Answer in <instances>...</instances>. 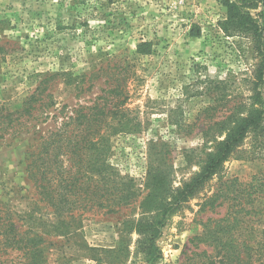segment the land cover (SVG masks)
Masks as SVG:
<instances>
[{
	"label": "rangeland",
	"instance_id": "obj_1",
	"mask_svg": "<svg viewBox=\"0 0 264 264\" xmlns=\"http://www.w3.org/2000/svg\"><path fill=\"white\" fill-rule=\"evenodd\" d=\"M225 1L235 0H0V108L18 111L42 89L32 117L20 116L16 135L8 128L0 141V264L26 263L12 249L11 230L43 238L39 264H187L200 222L226 211L200 209L204 198L225 180L244 183L261 172L262 162L249 156L251 136L167 220L154 261L136 253L140 238L127 223L139 218L148 170L160 169L179 188L199 170L206 136H218L215 124L248 97L258 59L249 39L220 32ZM144 43L148 54L138 53ZM84 107L127 121L111 138L105 172L130 181L136 198L116 212L85 209L68 219L39 197L27 164L39 138L73 131L70 119Z\"/></svg>",
	"mask_w": 264,
	"mask_h": 264
},
{
	"label": "trees",
	"instance_id": "obj_2",
	"mask_svg": "<svg viewBox=\"0 0 264 264\" xmlns=\"http://www.w3.org/2000/svg\"><path fill=\"white\" fill-rule=\"evenodd\" d=\"M223 7L225 14L218 23L222 35L249 39L252 53L258 59L252 81H249V94L215 124L218 136H206L202 149L205 159L187 182L171 189L163 171L148 170L144 182L147 193L136 205L140 210L139 218L127 223L140 238L136 253L142 254L147 261L157 258L155 240L167 220L202 192L243 141L251 136L254 144L249 156L262 162L261 172L244 183L237 179L225 180L223 188L204 198L200 209L225 205L226 211L220 219L200 222L202 230L193 237L194 249H188L186 260L187 264H264V93L261 87L264 78V0L225 1ZM149 47L150 44H140L138 53L148 54ZM41 92L40 84L18 111L0 108V141L5 139L8 128L13 129L11 137L16 135L12 124H19L20 116L32 117ZM104 108H81L75 118L70 119L69 126L73 131L69 133L60 128L39 138L30 153L28 177L39 197L58 215L66 213L68 219L85 209L116 212L115 209L130 206L136 198V190L130 181L126 185L117 183L105 172L111 138L128 126L126 120H113L116 111L108 109V114H104ZM108 115L109 121L106 120ZM64 158L68 164L66 168L63 167ZM10 233L11 240L5 239V244L10 240L12 249L25 259V264H39L44 253L43 238L12 230ZM205 249L211 252L207 253Z\"/></svg>",
	"mask_w": 264,
	"mask_h": 264
}]
</instances>
